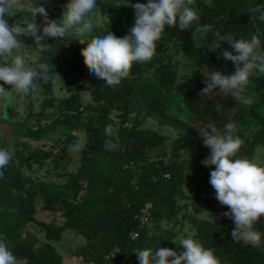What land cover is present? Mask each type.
Masks as SVG:
<instances>
[{"label":"trees","instance_id":"obj_1","mask_svg":"<svg viewBox=\"0 0 264 264\" xmlns=\"http://www.w3.org/2000/svg\"><path fill=\"white\" fill-rule=\"evenodd\" d=\"M138 2L146 4L148 0H103L99 4L108 12L104 26H95L83 38L70 34L61 39L47 38L49 48L42 50L32 69L39 71V64L48 63L49 72L46 77H38L50 82L54 74H60L68 86L81 79L90 82L93 103L82 105L79 95L73 93L54 105L57 121L85 132L86 147L78 152L76 171L58 183L45 180L32 170L33 164L38 169L44 166L46 151L15 141L12 160L0 179V238L25 264H65L54 242L65 229H70L85 240L81 254L85 264H139L136 249L155 252L172 246L184 251L173 240L178 242V234L186 224L183 219L188 218L192 234L184 232L183 237H191L211 249L220 264H264V216L253 225L261 235L257 248L233 241L234 224L220 225L200 218V206L194 204L186 213L188 205L178 201L187 197L183 185L189 181L195 185V193L188 197L203 202L205 210H216L214 204L219 203L215 196L201 194L204 187H211L215 193L208 169L215 166L202 164L211 151L204 146L198 128L205 130L213 125L222 133L225 125L233 124L234 135L242 141L233 159L251 160L255 148L264 144V74L254 70L241 93L249 103L218 92L199 95L206 86L202 83L204 74L217 70L229 75L235 71L231 61L218 59L217 53L208 51L207 45L216 39V32L233 34L237 39H250L255 34L264 50V21L251 19L248 12L252 7L264 8V0H194L200 25L209 26L205 39L201 40L198 33L194 37L190 31L166 26L156 43L158 56L149 62L134 63L128 78L118 86H108L89 72L81 49L91 38L109 32L119 38L129 35L135 13L124 5ZM117 3L121 7H113ZM170 44L190 59L191 70L180 80L171 55L165 53ZM224 49L232 50L227 42L218 51ZM113 110L118 112V119L110 115ZM140 116L183 131L172 142L174 160L165 164L149 160L147 148L159 146L165 137L156 130L139 127ZM109 125L111 135H105ZM12 131L16 137L37 139L42 135L41 131L32 134L17 124ZM192 144L196 146L193 156L179 159L180 149ZM164 173L169 177H164ZM37 201L45 211L59 212L62 224L56 225L54 219L37 220ZM145 205H149V222L164 220L168 225L157 224L155 230L150 229L149 222L141 225L137 215ZM31 227L43 233V241L30 231ZM131 232L137 236L131 238ZM113 252L115 256L111 255Z\"/></svg>","mask_w":264,"mask_h":264},{"label":"clouds","instance_id":"obj_2","mask_svg":"<svg viewBox=\"0 0 264 264\" xmlns=\"http://www.w3.org/2000/svg\"><path fill=\"white\" fill-rule=\"evenodd\" d=\"M18 2L19 0H0V81L10 86L14 92L26 95L35 78L47 76L49 64H39L37 71L27 67L23 55L13 56L14 50L22 45L19 37L30 36L39 44L45 38L61 39L73 32L80 37L90 35L95 28V15L101 5L98 0H69L59 22L49 20L46 10L37 7L31 22L26 23V26H22L23 21L10 25L6 17H11V8ZM193 5L194 0H148L146 4H125L135 13V23L130 34L119 38L109 32L107 35L91 38L86 47L81 49L85 66L97 79L115 87L130 76L134 63L151 61L156 52V43L161 39L166 26L190 31L194 37L198 33L200 39L204 40L209 26L200 25ZM113 7L121 6L117 3ZM248 12L252 14L251 19L264 21V8L261 6L252 7ZM37 13L44 18L42 25L35 22ZM215 36L216 39L207 45L208 51L217 53L218 59L231 61L235 65V71L229 75L217 70L204 74L206 79L202 83L206 86L199 95L218 92L224 97L231 95L238 101L249 103L241 93L254 70L264 74V50H261L258 36L254 34L250 39H237L233 34L221 35L219 32ZM223 42L231 45L232 50L218 51ZM3 92L4 88L0 87V93ZM198 129L204 146L211 151L202 164L215 166L210 172L209 183L215 190V198L219 204L228 208L221 216L232 220L235 225L231 232L233 241L258 248L261 235L253 225L264 216V167L245 158L233 159L242 144L240 137L234 135L236 129L233 124L225 125L222 133L213 125H208L205 130ZM104 133L111 135L110 125L105 128ZM85 147L84 140L78 138L69 145L68 150L78 153ZM13 154L9 149L0 148V179L4 178ZM173 242L182 245L184 251L177 253L163 247L155 252L136 249L139 264H220L211 249L205 248L191 237ZM0 264H17V258L3 238H0Z\"/></svg>","mask_w":264,"mask_h":264},{"label":"rangeland","instance_id":"obj_3","mask_svg":"<svg viewBox=\"0 0 264 264\" xmlns=\"http://www.w3.org/2000/svg\"><path fill=\"white\" fill-rule=\"evenodd\" d=\"M101 1L103 0H98V4ZM68 2L69 0H19L18 4L11 8V17H6V19L10 25L17 21H23L22 26H26V23L31 22L35 9L37 7H43L48 13L49 20L59 22L65 11L64 6ZM107 16V10L100 6L94 19L95 26H104L107 21ZM43 19L37 13L35 22L38 25H42ZM70 35H75V33L73 32ZM19 39L22 45L20 48L14 50L13 56L17 54L23 55L27 61V67L34 68L36 61L42 54V50L49 48L50 41L45 38L43 42L36 44L30 36H21ZM165 53L170 54L172 63H175L178 80L190 72V59L183 56L175 46L170 44ZM154 56L156 57L158 54L155 53ZM10 62L11 58H9ZM151 71L152 69L147 74L149 77L151 76ZM0 87H3L5 90V92L0 93V148L9 149L14 153L15 141H19L26 143L30 148H39L46 151L47 156L44 166L41 169H38L36 164L32 166L35 175L45 180L58 183L65 182L67 175L75 172L79 166V154L71 153L68 150L69 145L74 142L72 137H77V139L80 138L85 141L86 134L78 127L73 128L64 122L57 121L55 119L57 112L54 105L73 93L79 95L82 105L93 103L90 82L86 79H81L75 84L68 86L64 83V78L60 74H54L50 82L45 78H35L32 88L26 95L14 92L10 86L4 85L2 81H0ZM37 105H39V108H37ZM261 112L264 116V108L261 109ZM117 113L113 110L110 115L114 119H118ZM181 117H186V114L183 112ZM139 119V127L156 130L160 135L165 137L159 146L147 148L149 160L163 164L174 160L176 155L173 152L172 142L181 136L183 131L169 125H160L150 117L143 118L140 116ZM15 124L22 126L24 129H29L32 134L41 131L42 135L37 139H32L28 136L16 137V134L12 131V126ZM195 151L196 146L193 144L184 147L180 149L179 159L184 157L191 158ZM250 161L264 167V144L258 145L255 148L254 155ZM208 169L210 170L209 172L214 170L212 167ZM183 191L187 197L178 198V201L180 204L188 205L185 209L186 213L191 211L192 204H194L200 206L201 212L198 214L200 218L215 220L220 225L234 224L232 220L221 216V213L228 211L225 206L217 203L214 204L216 210H205V204L203 202L199 200L194 201L189 198L188 196L195 193V185L193 183L186 181L183 185ZM201 194L207 197L215 196L211 187H204ZM34 217L37 220L54 219L56 225H60L63 222V217L59 212L51 213L45 211L40 201L36 203ZM183 220L184 222L186 221V224L184 223L183 231L179 232L177 239L184 238V232L192 234V230L189 229L188 218H184ZM157 224L160 227L168 225L164 220L159 223L149 222L150 229L155 230ZM30 231L35 233L40 241L44 240L43 233L37 232L35 227H31ZM54 245L56 250L62 255L65 264H85L81 255L84 250L85 240L80 234L73 230L65 229L61 233L60 238L54 242ZM169 249L177 253L181 252L172 246ZM17 264H25V260L17 258Z\"/></svg>","mask_w":264,"mask_h":264},{"label":"built area","instance_id":"obj_4","mask_svg":"<svg viewBox=\"0 0 264 264\" xmlns=\"http://www.w3.org/2000/svg\"><path fill=\"white\" fill-rule=\"evenodd\" d=\"M164 177L168 178L169 175L168 173L163 174ZM149 217H150V210H149V205H145V207L141 210V212L137 215V218L140 222L141 225H144L149 222ZM137 236L136 232H131L130 237L135 238Z\"/></svg>","mask_w":264,"mask_h":264}]
</instances>
